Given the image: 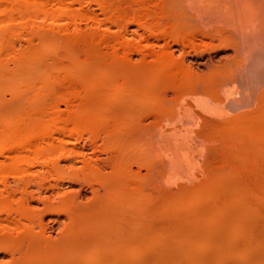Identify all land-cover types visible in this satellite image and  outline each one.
<instances>
[{
  "label": "bare ground",
  "instance_id": "bare-ground-1",
  "mask_svg": "<svg viewBox=\"0 0 264 264\" xmlns=\"http://www.w3.org/2000/svg\"><path fill=\"white\" fill-rule=\"evenodd\" d=\"M0 264H264V0H0Z\"/></svg>",
  "mask_w": 264,
  "mask_h": 264
},
{
  "label": "rangeland",
  "instance_id": "rangeland-1",
  "mask_svg": "<svg viewBox=\"0 0 264 264\" xmlns=\"http://www.w3.org/2000/svg\"><path fill=\"white\" fill-rule=\"evenodd\" d=\"M147 93V94H145ZM144 96V98L146 97L147 101H158L161 98V92L160 91H152V92H146V90H144V93H139L137 98L141 99ZM141 148L138 147L137 150H140ZM70 184L68 183L65 187H68ZM72 188L77 189L78 185H72ZM191 197V196H189ZM120 200L119 202H122L124 199H117ZM137 202L140 203V206L143 208H147L148 212L147 214L144 216V218H146L147 216L153 214L156 215L157 218H161L162 216H164L168 211H175L178 204L183 203V202H190L194 199H178L177 197H174L172 199H157L156 201H151L149 203V199H133ZM252 200V199H250ZM233 199H226L223 200L221 202H218V207H216L214 209V212L206 215V216H201L198 218V226L201 227L203 230H210L212 228H214V226L216 225V221L218 218V227L219 226H223L224 230H225V238L222 239L220 242L221 243H228V241L231 238L232 233L238 231L241 227H243L240 224V217L243 214V212L247 211H251L253 212L255 210V203L253 200L252 206H249L248 208H240L239 209V213L237 214V216L233 219H229V221H227L225 223V225L222 224L221 221V215H222V211L226 210L229 205L232 203ZM52 218H55V215H49ZM116 220H112V222L114 223ZM111 221H109V223H112ZM56 223V222H54ZM136 223L132 222L130 224V227L134 226ZM55 228L57 230H59V224L56 223L54 224ZM168 226L165 227H169L170 230L172 231V239H171V243L172 244H178V242H198V241H202L204 239H206V237L209 236L208 232L207 233H203V234H196L194 232H189V231H178L177 230V223L176 220H172L171 222L167 223ZM129 227V229H131ZM168 228V229H169ZM159 229H157L155 231L156 235H157V242H161L163 241V238H160V236H158L159 234ZM158 233V234H157ZM105 245L108 247H112V248H116L118 247V244L120 243L121 239L120 238H115V237H110L106 240H104Z\"/></svg>",
  "mask_w": 264,
  "mask_h": 264
}]
</instances>
